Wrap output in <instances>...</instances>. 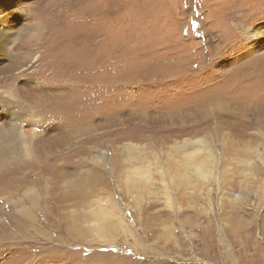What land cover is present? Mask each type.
<instances>
[{
  "label": "rangeland",
  "instance_id": "rangeland-1",
  "mask_svg": "<svg viewBox=\"0 0 264 264\" xmlns=\"http://www.w3.org/2000/svg\"><path fill=\"white\" fill-rule=\"evenodd\" d=\"M4 1L0 128L23 122L33 157L0 155V264H264V0ZM200 138L210 182L167 156Z\"/></svg>",
  "mask_w": 264,
  "mask_h": 264
},
{
  "label": "bare ground",
  "instance_id": "bare-ground-1",
  "mask_svg": "<svg viewBox=\"0 0 264 264\" xmlns=\"http://www.w3.org/2000/svg\"><path fill=\"white\" fill-rule=\"evenodd\" d=\"M4 3H5V5L7 3H9L8 8H10L9 10H10L12 15L13 14L20 15L22 13L21 8H19V6L16 5V3L14 1L5 0ZM7 14H9V13H6L5 9L2 10L0 8V53H4L6 55L10 51L14 42H16V40L13 39L12 32H10V30H6V28L3 27L4 25H2V20H4V18ZM242 18H243V15H242ZM238 19H240V17L236 18V20H238ZM230 20H232V19H230ZM240 20H242V19H240ZM63 24H66V23H63ZM55 27H57V25H55ZM246 31H247L246 32L247 34L250 33L253 36H258L261 33L264 34V26L260 27V29H258L255 32H251L250 30H246ZM54 32H56V31H54ZM63 37L64 36L58 37V36H56V33H54L53 36L51 37L54 44L50 46L49 50L53 51L54 49H59V48H61V50H62V45H63L62 38ZM83 37L87 38L90 36L84 35ZM75 39H76V37L74 36L73 38L68 39V40H71V42H72V41H76ZM44 44H45V42L43 44H41V47ZM19 45H21V44H19ZM66 49L69 50L67 47H66ZM29 52L30 51H28V53ZM20 55L24 56V54H20ZM26 55H28V54L26 53ZM23 68L24 67L22 66L21 67L22 72L25 71ZM2 71H3V73H10L11 74L9 68H5ZM22 72L20 73V75L22 74ZM12 77H13L12 75H7L4 77L5 80L3 79L5 81L4 82L5 84L3 87L8 86L9 87L8 90L10 89L9 80H12ZM13 78H15V77H13ZM2 93L0 95V102L1 103L4 101L10 100V97H12L10 95V94H12V93H10V91L9 92L8 91L2 92ZM9 113H11V111H9ZM10 120L12 122L11 123L12 125L10 124L11 125L10 127L12 129L8 128V131H6L5 129L0 128V155L3 153H10V154H19L20 153L23 156V158H26V159L33 157L32 156V154H33V152H32V149H33L32 137H28V135L26 134L27 132L24 133L17 126L18 123L20 125H23V122H17L18 119L14 118L12 114H10ZM125 147H126L125 151L128 154V161L131 162L134 159H136L138 161L137 164L135 163L132 165L131 173L133 175L139 176L141 178H148L150 175V168L155 167L157 165L158 158L156 157L155 158L156 161H154V160H150L149 158H147L145 156H142V154H144L145 151L141 150V148L138 146L129 144V145H126ZM246 153L249 157L253 154L256 156L257 159H261V160L264 159V156H263L264 153L262 154V152L259 151L258 148L256 149V151L252 150V151H247ZM167 156H168V158H170L171 161H175L178 164L180 163L181 167H183L185 169L184 172L182 173V176H181L185 180H192V178H193L192 176L196 175L200 180L210 182V180L214 177L215 169L219 165L218 158L216 157L215 153L212 151L210 144L206 141L205 138H200L197 140H185L184 142H182L180 144L173 145L171 147V152H168ZM1 161H2V159L0 160V162ZM251 161H252L251 159L246 161L247 166L245 169V172H249L250 174L253 173V168H252L253 166H252ZM5 163H6V161H5ZM262 164H264V161H262ZM8 171H10V170H8ZM193 188L194 187H191L190 189H193ZM193 190H195V189H193ZM211 190L212 189L208 190V194H211V192H212ZM24 196H25V198L26 197L27 198L34 197V196H36V193H35V191H32V192L27 191ZM98 208H99V210L103 211V212H101L98 210V212H101V214H102V216H101L102 220H104L106 217L108 220V218L110 219V217L113 214H116V210L114 208H110V209L104 208V206L101 204L98 206ZM22 210H24V208H22ZM109 211H111L113 214L110 213ZM105 223H106V220L103 222L102 225H100L99 221L96 219V221H95V229L96 230L95 231H96L97 235H99L100 237H103L105 239H109L108 238V236H109L112 239L111 231H113V230L108 229L105 226L106 225ZM119 223H120L119 225L122 226V222H119ZM112 224H115V223H113L112 220L110 219V225H112Z\"/></svg>",
  "mask_w": 264,
  "mask_h": 264
}]
</instances>
